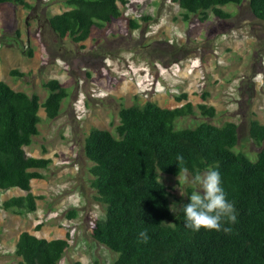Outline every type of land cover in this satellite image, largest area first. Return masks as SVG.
I'll return each instance as SVG.
<instances>
[{
  "label": "rangeland",
  "instance_id": "obj_1",
  "mask_svg": "<svg viewBox=\"0 0 264 264\" xmlns=\"http://www.w3.org/2000/svg\"><path fill=\"white\" fill-rule=\"evenodd\" d=\"M28 1L30 10L0 7V81L15 91L37 94L43 102L48 95L43 84L57 79L68 97L56 120L40 109V135L25 148L28 156L53 161L42 171L44 180L32 181L33 194L41 197L37 211L7 212L2 202L25 192L0 194V264H19L16 243L25 231L47 239L69 233L70 248L59 264L114 263L117 255L91 237L93 221L105 211L90 184L93 164L84 155V143L93 128L115 133L121 107L154 101L173 108L185 103L176 99L188 92L196 115L179 119L175 127L193 128L206 120L215 125L234 122L239 127L235 151L257 161L261 147L250 138L248 123L255 119L264 124V22L253 15L248 0L222 8L230 19L210 13L205 22L200 15L184 22L172 0H128L120 19L104 29L93 28L81 44L59 38L49 27L50 17L68 10L63 1ZM145 16L151 20L144 21ZM132 20L141 27L131 28ZM13 70L23 76L11 75ZM215 90L220 95L216 117H203L198 109L202 95ZM161 181L169 188L171 204H186L188 197L180 195L179 187L186 193L193 187L183 176L162 175ZM71 210L76 217L69 218Z\"/></svg>",
  "mask_w": 264,
  "mask_h": 264
},
{
  "label": "trees",
  "instance_id": "obj_2",
  "mask_svg": "<svg viewBox=\"0 0 264 264\" xmlns=\"http://www.w3.org/2000/svg\"><path fill=\"white\" fill-rule=\"evenodd\" d=\"M61 1L68 10L50 17L48 24L59 38H69L74 44L87 41L93 28L104 29L120 19L128 4V0ZM172 2L178 4L184 22L193 15H200V21L205 22L210 13L221 20L230 19L231 14L222 8L240 5L243 0ZM248 3L256 19L264 22V0ZM6 4L32 9L28 0H0V7ZM130 24L133 29L141 27L135 20ZM27 52L33 56L31 50ZM11 75L23 76L16 70ZM252 85L253 94L256 86ZM43 87L48 95L41 102L37 94L15 91L0 81V194L13 189L25 192L2 202L1 208L7 212L37 211L41 197L33 194L32 181L44 180L42 171L53 162L28 156L25 151L40 135V109L49 120H56L68 97L57 79ZM208 95H202L203 102ZM176 100L186 102L175 108H164L154 101L121 107L115 133L95 128L89 132L84 155L93 164L90 184L105 211L103 219L92 223V239L117 255L113 264H264V124L255 119L248 123L250 138L261 147L257 161L252 162L244 152L235 151L239 127L234 122L215 125L206 120L193 128L177 129L179 119L194 116L196 111L186 93ZM198 109L203 117H216V109L205 102ZM177 154L183 155L191 175L207 165L218 166L227 198L236 208V221L229 225L227 234L186 229L183 214L169 210L171 193L161 177L182 176ZM76 216L71 210L69 218ZM143 228L150 237L146 244L137 239ZM69 248V233L65 238L48 240L25 231L17 239L15 254L19 264H59Z\"/></svg>",
  "mask_w": 264,
  "mask_h": 264
},
{
  "label": "clouds",
  "instance_id": "obj_3",
  "mask_svg": "<svg viewBox=\"0 0 264 264\" xmlns=\"http://www.w3.org/2000/svg\"><path fill=\"white\" fill-rule=\"evenodd\" d=\"M78 108L81 109V105ZM175 160L185 182L192 185L193 190L186 193L179 187L180 195H187L189 202L179 206L173 203L169 210L176 215L182 213L183 226L191 231L196 232L203 228L225 234L230 232L229 225L235 223L237 218L236 208L234 202L227 198L218 166L207 165L202 172L197 171L189 177L183 155L177 154ZM137 239L141 243H148V229H141L137 233Z\"/></svg>",
  "mask_w": 264,
  "mask_h": 264
},
{
  "label": "crops",
  "instance_id": "obj_4",
  "mask_svg": "<svg viewBox=\"0 0 264 264\" xmlns=\"http://www.w3.org/2000/svg\"><path fill=\"white\" fill-rule=\"evenodd\" d=\"M239 57V56H238ZM246 65V59L244 60V62L243 63H241V66H245ZM218 92V90H215L214 92H212V91H208V93H209V95H208V97H207V99L204 101L205 102V104H207L208 106H211V107H214L216 110L218 109L217 107H216V105H215V103H220L219 102V94L217 93ZM188 92H186V94H187ZM187 96H188V101L190 102V100H189V97H190V95L189 94H187ZM186 102V101H185ZM180 103H182V102H180ZM192 103V102H191ZM176 107H178V106H176ZM173 108H175V107H173ZM11 191V190H10ZM9 192V191H8ZM42 238H44V237H42ZM45 239H47V238H45ZM57 239V238H56ZM48 240H51V239H48Z\"/></svg>",
  "mask_w": 264,
  "mask_h": 264
}]
</instances>
